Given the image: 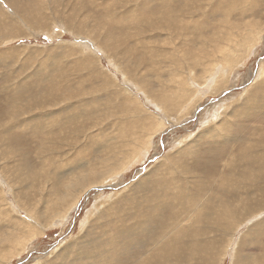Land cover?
<instances>
[{
	"label": "rangeland",
	"instance_id": "obj_1",
	"mask_svg": "<svg viewBox=\"0 0 264 264\" xmlns=\"http://www.w3.org/2000/svg\"><path fill=\"white\" fill-rule=\"evenodd\" d=\"M169 230L162 264L264 256V0H0V264Z\"/></svg>",
	"mask_w": 264,
	"mask_h": 264
},
{
	"label": "bare ground",
	"instance_id": "obj_2",
	"mask_svg": "<svg viewBox=\"0 0 264 264\" xmlns=\"http://www.w3.org/2000/svg\"><path fill=\"white\" fill-rule=\"evenodd\" d=\"M63 120V119H62ZM65 120V119H64ZM77 134V133H76ZM141 137V136H140ZM96 173V172H95ZM108 174V173H107ZM83 175V174H82ZM103 175V174H102ZM101 176V175H100ZM87 177V176H86ZM104 177V176H103ZM85 178V177H84ZM98 178V177H97ZM89 179V178H88ZM103 179V178H102ZM100 180V179H99ZM98 181V180H97ZM84 182H85V180H84ZM83 182V183H84ZM82 183V182H81ZM212 183V182H211ZM77 184V183H76ZM80 184V183H79ZM86 184L87 185H92L93 183H92V181L91 182H86ZM71 186V185H70ZM77 186V185H76ZM81 186V185H80ZM84 186V185H83ZM74 188V187H73ZM85 188V187H84ZM67 189V188H66ZM77 189H78V186H77ZM76 189V190H77ZM83 189V188H82ZM73 191H75V190H73ZM72 191V192H73ZM78 193V192H77ZM76 193V194H77ZM80 193V192H79ZM71 194V193H70ZM72 194H74V193H72ZM70 197V196H69ZM69 197H67L68 199H66V200H62L63 202H62V206L63 205H70L73 201H75V200H77V197L78 196H71L70 198ZM76 202V201H75ZM61 203V202H60ZM60 206H61V204H60ZM206 207V206H205ZM195 210V209H194ZM195 211H197V210H195ZM194 211V213H196ZM9 212H10V210H9ZM200 212V211H199ZM200 214H202V213H200ZM200 214H199V216H200ZM21 221V220H20ZM9 222V221H8ZM182 224V223H181ZM180 224V225H181ZM12 227L13 228H15L16 227V225L15 226H13L12 225ZM18 230V229H17ZM174 230H169V232H166V233H163V235L157 240V241H155V242H157L158 244H160V246H161V244H162V247L160 248L161 250L159 251V252H156V253H150L151 254V256L149 257V255L147 256L148 257V259L145 261V263H147V264H149L151 261H153V264H162L163 263V260H167V258L168 257H164L163 256V253H165L167 250H169L170 249V244L168 243H165V241H163L164 239H168L171 235V233L173 232ZM174 233V232H173ZM172 233V234H173ZM21 240H18V241H16L15 240V243H13L12 241H8L7 239L6 240H4V241H1L0 242V244H2V245H4V247L5 248H10L11 246H15V247H17V246H20L21 245V243H17V242H20ZM163 241V242H162ZM175 240L173 239V240H171L170 242H174ZM113 242V241H112ZM115 243V242H114ZM113 243V245H115ZM175 243V242H174ZM153 243H151L150 245H152ZM1 245V246H2ZM173 245V244H172ZM176 245V244H175ZM179 245V244H178ZM22 246V245H21ZM5 248H3L4 250H5ZM158 248V247H157ZM155 249V248H154ZM242 249L243 248H240L239 250H238V253L236 254V260H235V262H234V264H254L255 262H253L254 261V255H253V253L252 252H247V253H244L243 251H242ZM7 250V249H6ZM121 251H122V249H121ZM172 251V250H171ZM250 251V250H249ZM8 252L10 253V252H12L11 251V249L10 250H8ZM149 252V251H148ZM151 252V251H150ZM122 253V252H121ZM120 253V254H121ZM110 254V253H109ZM124 254V253H123ZM142 254H145V253H140L139 255H142ZM149 254V253H148ZM170 253L169 252H167V256L169 255ZM222 254V253H221ZM257 255H259V256H257V258H256V260H257V264H264L262 261H261V259L260 258H263L264 256L263 255H261V254H259V253H256ZM139 255H137V256H135L134 257V261L136 262L137 261V259H136V257H139ZM206 256V255H205ZM213 256V255H212ZM8 257H10V255L8 256ZM106 257H108V256H106ZM207 257H209V255L207 256ZM118 258V257H117ZM200 258H202V257H200ZM205 258V257H204ZM112 259H114V258H112ZM142 259V258H141ZM206 259V258H205ZM207 259H209V258H207ZM214 261V262H213ZM216 261H217V259L214 257V258H212V259H210L207 263H211V264H215L216 263ZM118 262H120V259L118 260ZM117 262V263H118ZM203 264V263H202Z\"/></svg>",
	"mask_w": 264,
	"mask_h": 264
}]
</instances>
